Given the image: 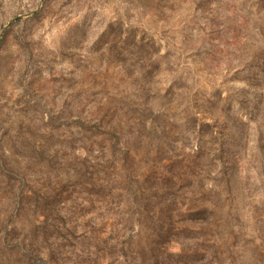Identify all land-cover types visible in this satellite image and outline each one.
<instances>
[{"label":"rangeland","instance_id":"rangeland-1","mask_svg":"<svg viewBox=\"0 0 264 264\" xmlns=\"http://www.w3.org/2000/svg\"><path fill=\"white\" fill-rule=\"evenodd\" d=\"M0 264H264V0H0Z\"/></svg>","mask_w":264,"mask_h":264}]
</instances>
